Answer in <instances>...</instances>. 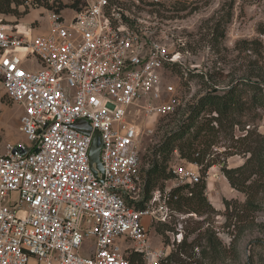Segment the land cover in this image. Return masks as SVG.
Wrapping results in <instances>:
<instances>
[{
  "label": "built area",
  "instance_id": "1",
  "mask_svg": "<svg viewBox=\"0 0 264 264\" xmlns=\"http://www.w3.org/2000/svg\"><path fill=\"white\" fill-rule=\"evenodd\" d=\"M84 2L68 19L52 11L36 36L0 20V85L22 110L25 137L0 153V264H131V244L144 264H159L168 253L154 249L144 218L166 222L172 189L203 178L198 164L172 166L163 194L137 208L144 180L134 118L175 112L177 90L162 71L180 53L123 10L143 0ZM81 121L92 132L75 127ZM95 131L98 176L89 158ZM212 170L207 186L220 178Z\"/></svg>",
  "mask_w": 264,
  "mask_h": 264
},
{
  "label": "rangeland",
  "instance_id": "2",
  "mask_svg": "<svg viewBox=\"0 0 264 264\" xmlns=\"http://www.w3.org/2000/svg\"><path fill=\"white\" fill-rule=\"evenodd\" d=\"M60 3L65 8L62 12L64 18L68 19L76 13L69 8L71 0H56L54 5L58 7ZM29 8V14L21 19L0 15V20L6 24L31 28L34 36L46 33L52 11L32 2ZM24 10V7L20 8L21 12ZM123 10L133 19L148 23L172 53H180L178 63L167 64L162 71L163 84L174 85L177 90L179 102L175 112L171 116L138 115L134 118L141 128L140 160L141 172H144L150 166L153 150L168 132L176 128L177 119L200 95L211 87L223 89L234 79L264 75V34L261 33L264 31V0H143L140 5L131 2L124 4ZM21 114V108L0 85V153L4 152L7 143L25 141L19 132ZM262 130L260 124L259 131ZM217 150L219 153L225 151L224 148ZM244 160L241 156H232L227 158V165L237 168L243 165ZM172 166L187 164L176 154L170 170ZM222 166L224 164L213 166L212 173H217L220 178L209 181L206 191L215 213L197 216L194 213L171 211L166 222L148 220V236L152 244L155 245L157 241L156 229L164 224L176 232L177 229L192 230L199 226L203 231L209 226L214 227L222 241L229 245L231 238L223 227L226 221L224 200L244 203L246 199L230 186L221 171ZM255 216L257 225L264 224V212ZM177 234L168 233L167 244L164 238L161 240L166 251H169L168 255L175 248L172 246L173 239L176 240L175 244L178 243ZM234 234L237 236L240 259L226 258L219 264H246L248 243L255 238L264 239V226L254 225L240 236L236 232ZM196 251L199 253L198 249ZM134 252V244H131L127 251L128 257Z\"/></svg>",
  "mask_w": 264,
  "mask_h": 264
},
{
  "label": "trees",
  "instance_id": "3",
  "mask_svg": "<svg viewBox=\"0 0 264 264\" xmlns=\"http://www.w3.org/2000/svg\"><path fill=\"white\" fill-rule=\"evenodd\" d=\"M71 1L69 8L75 12L81 11L85 5L84 0ZM30 2L58 14L65 9L61 3L58 7L54 5L56 0H0V15L21 19L29 14ZM21 7L25 8L22 12ZM216 30L217 26L214 36ZM260 124L262 131H259ZM219 148L225 151L219 153ZM176 154L187 165L202 166L203 178L193 186L172 189L168 203L171 211L197 216L214 214L215 210L206 197L205 173L221 164H224L221 171L230 186L246 200L244 203L224 200L226 221L223 227L231 238L229 245L222 241L214 227L209 226L205 231L201 226L183 230V239L174 244L173 251L159 264H219L226 258L239 260L234 233L240 236L254 225L264 226L256 224L255 216L264 212V75L231 80L223 89L211 87L180 115L176 128L168 132L153 150L150 166L141 172L144 188L137 208L144 209L155 193L160 191L163 194L167 182L174 179L170 166ZM237 155L245 162L237 168H229L227 158ZM156 231L166 244L169 242L168 233L178 232L164 224ZM197 249L199 253H196ZM129 260L131 264H144L140 253H132ZM246 264H264L263 238L248 243Z\"/></svg>",
  "mask_w": 264,
  "mask_h": 264
},
{
  "label": "water",
  "instance_id": "4",
  "mask_svg": "<svg viewBox=\"0 0 264 264\" xmlns=\"http://www.w3.org/2000/svg\"><path fill=\"white\" fill-rule=\"evenodd\" d=\"M75 127L81 128L82 130H84L87 133L92 132V128H91L90 124L86 121H81L80 123L75 125ZM101 146H102L101 135L99 132L95 131L93 143H92V146L90 149L89 158H90L91 167L94 170V173L96 176H98V172L103 173V167H102V164H101L100 158H99Z\"/></svg>",
  "mask_w": 264,
  "mask_h": 264
},
{
  "label": "crops",
  "instance_id": "5",
  "mask_svg": "<svg viewBox=\"0 0 264 264\" xmlns=\"http://www.w3.org/2000/svg\"><path fill=\"white\" fill-rule=\"evenodd\" d=\"M148 220H151L150 218H144V220H143V222H144V224L146 225V227L148 226V224H149V221ZM157 235H158V237H157V241H156V243H155V245L154 244H152V242H151V244H152V246L154 247V249H156V250H166L165 248L166 247H164V244H163V242L161 241L162 240V236H160L158 233H157ZM159 242H160V244H159ZM162 246V247H161ZM167 253H169V251H167Z\"/></svg>",
  "mask_w": 264,
  "mask_h": 264
}]
</instances>
